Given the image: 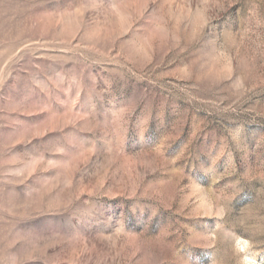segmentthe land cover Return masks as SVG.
<instances>
[{
    "label": "rangeland",
    "instance_id": "374dc122",
    "mask_svg": "<svg viewBox=\"0 0 264 264\" xmlns=\"http://www.w3.org/2000/svg\"><path fill=\"white\" fill-rule=\"evenodd\" d=\"M0 264H264V0H0Z\"/></svg>",
    "mask_w": 264,
    "mask_h": 264
}]
</instances>
